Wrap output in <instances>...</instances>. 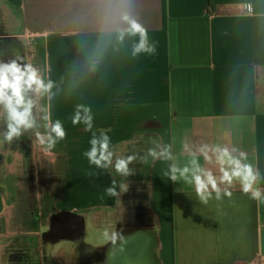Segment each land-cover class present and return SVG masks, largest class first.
<instances>
[{"label":"crops","instance_id":"obj_1","mask_svg":"<svg viewBox=\"0 0 264 264\" xmlns=\"http://www.w3.org/2000/svg\"><path fill=\"white\" fill-rule=\"evenodd\" d=\"M5 2L20 11L16 24L59 32V104L89 108L97 112L93 120L108 121L114 150L146 138L154 147L171 144L183 165L185 145H234L259 170L264 189V0ZM125 14L148 29L154 54L133 57L137 38L118 40ZM69 80L74 98L62 88ZM172 162L148 158L164 264H264V202L237 183L231 200L213 194L203 204L192 186L164 175ZM72 188L76 196L54 203L55 211L115 203L105 189L93 196Z\"/></svg>","mask_w":264,"mask_h":264},{"label":"clouds","instance_id":"obj_2","mask_svg":"<svg viewBox=\"0 0 264 264\" xmlns=\"http://www.w3.org/2000/svg\"><path fill=\"white\" fill-rule=\"evenodd\" d=\"M122 19L127 27L119 31L117 38L121 43L127 37L137 38L132 43V56L137 57L141 53L154 54L156 45L150 42L148 29L130 15L125 14ZM52 87L53 82L48 80L45 83L40 70L31 63H20L17 60L0 62V106L6 114V130L0 143L11 145L14 140L32 130L35 133V143L45 154H49L58 142L66 139L68 133L64 122L58 118L53 120L50 110L47 108L41 110L43 131L39 130L41 125L33 114L36 100L29 93H35L39 97L49 93ZM71 124L73 126L83 124L85 131L91 133L90 148L83 155L89 164L95 165L98 169L114 168L120 176L129 177L134 174L129 165L138 159L146 163L147 157L150 156L153 160L173 161L164 175L174 183L182 180L192 186L203 204H207L213 198V194L217 200L225 197L231 200L232 189L237 183L244 195L252 200L264 202V189L258 184L261 178L259 170L247 162V153L234 145L203 143L195 150L185 145L184 151L189 159L180 165L176 162L171 144L148 148L145 156H140L136 152L126 156L116 155L108 132L100 130L97 135L96 131H93V117L89 108L77 106L71 117ZM127 191L128 184L124 183L119 185L118 191L115 179L105 189L110 197H120Z\"/></svg>","mask_w":264,"mask_h":264},{"label":"rangeland","instance_id":"obj_3","mask_svg":"<svg viewBox=\"0 0 264 264\" xmlns=\"http://www.w3.org/2000/svg\"><path fill=\"white\" fill-rule=\"evenodd\" d=\"M5 3L6 6L0 3V8L4 11L6 19L9 23L8 27L20 40L23 41L30 63L40 70L45 83H47L48 80L53 82V87L49 93L39 97H37L35 93L29 94L34 100H36V107L33 109V114L36 116L38 123L41 125L39 130H44L42 127L43 121L40 119L43 115V111L41 110L47 108L50 110L53 120L58 118L64 122L68 134L66 139L58 142L55 149H53L49 154H45L38 144L33 143V147L35 146V152H41L43 160L45 159V161H47L46 164H48V172L50 176H54L60 180V182L51 183L47 187L38 185L34 194H29L27 192V181L22 180L20 177V160H17V158L12 154L14 150L8 149L0 143V158L3 160V162L0 163V195L3 197L0 199V212L1 215L3 214V218L0 220V254H2L1 251L3 243L6 242L8 236L11 235L14 230L12 222H9V217H6V214H10L11 216H13V214L16 215L18 213V209L21 210L20 213L28 214L27 212H29L26 210L28 209L27 207H10V199L15 202L18 199L25 200L27 198L29 199L34 197L36 200L42 201L47 199L49 200L51 198V201H46V203L37 202L35 210L38 213L31 210V213H37V215L41 217L40 219L36 220V218L34 220L27 218L26 220L18 223L20 227L18 231L19 238L21 240V246H23L22 243L27 241V235L32 236L30 237V240L42 237L43 231H45L48 227L46 221L48 219V215H50L49 213H53L55 208L59 209V206L55 207L54 203H58L60 200L63 201V199L67 197L71 198L76 196L75 194L72 196L71 191H68L67 188L70 187L73 189L72 186L74 185V188H77L76 192L80 187L82 190H87L90 195L94 196L98 191L106 189L113 179H115L119 184L126 183L125 177L117 174L114 168L98 169L95 165L89 164L83 153L90 148L89 140L91 138V133L85 131L83 124L76 126L71 124V117L76 111L73 109L75 107L74 105L59 104V98L61 96V78L59 69V45L61 39L59 32L38 31L31 29L28 25L24 26L22 23L16 24L15 22L19 23L16 18L20 15V11L16 10L17 8L14 5L12 6V2H9V4H7V2ZM9 9L12 10L13 15H8ZM74 81L76 82V79H74ZM85 81L86 80H84L83 83ZM70 82L71 81L69 80L68 87L65 86L62 88L67 97L74 98L75 87H72ZM96 113L97 112H93L91 110V115L94 114L96 116ZM1 122L2 114L0 112V126L2 124ZM93 125V131H96L97 135H99L100 130H105L108 132L109 136H111L108 121L93 120ZM3 132L4 130L1 128L0 135H2ZM32 134H34L35 142L34 131ZM141 140H146V138ZM125 145L127 144H119L116 147V155H122ZM149 147L153 148L154 145L152 144ZM56 160L62 162L63 164V166L60 167V170L58 164V171H55L54 166V163L58 162ZM45 168L46 167H43L42 171L49 177V175L45 173ZM89 173L93 174L89 175ZM75 177H79V180ZM78 181L80 183H78ZM147 193L150 195L149 191ZM121 196L115 197V203H112L109 206L83 207L78 209L87 217L84 236L87 243L97 245L108 238V229L104 226L103 222L99 221V219H101V216H104V219H109L111 217L109 212L115 208V205L119 202ZM64 207L65 206L62 205L60 208ZM32 209H34V207H32ZM153 209L156 212L157 208L153 206ZM14 231L16 232L17 230ZM50 248L55 249L54 246H51Z\"/></svg>","mask_w":264,"mask_h":264},{"label":"flooded vegetation","instance_id":"obj_4","mask_svg":"<svg viewBox=\"0 0 264 264\" xmlns=\"http://www.w3.org/2000/svg\"><path fill=\"white\" fill-rule=\"evenodd\" d=\"M8 26L9 23L6 19L4 11L2 8H0V62H10L12 60H17L20 63H30L23 41L20 40ZM0 112L2 114V124L0 126V129L2 128V130L5 131L6 114L3 113L2 106H0ZM32 133V130L26 132L18 140H14L11 145L2 143L6 148L13 149L14 152H12V154L17 158V160H20V177L22 178V180L27 181L26 190L29 194H34V191L36 190L38 185L47 187L51 183L60 182L58 178L50 176L48 172V164H46L47 161H45V159L43 160L41 152H35V146L33 147V143H35L34 134ZM2 135H0L1 140ZM58 164L59 170L60 167L63 166L62 162H55V171H58ZM42 166L46 167L45 173L48 174L49 177L42 171ZM125 184H128V191L122 194L119 202L116 203L115 208L109 212L111 217L109 219H104V216H101V219H99V221L103 222L104 226L108 229L109 235L107 239L98 243L97 245L108 241L113 235L116 229V225L121 222L122 219L119 216L120 207H122L126 203L133 201L134 199H137L140 193H144L143 190L138 187V182L136 181H134L133 183H129L127 181ZM46 201L51 200H36V198L34 197L29 199L27 198L25 200L18 199L14 202V207H27L28 209L26 210L29 212H27L28 214L20 213L21 210L18 209V211L16 210L18 212L16 215L13 214V216H9V222H12L14 230L17 231L15 232L13 230L11 235L8 236L6 242L3 243L1 251L2 254H0V264H59L63 257L78 252L86 244L96 245L87 243L84 239L85 234L84 236L76 240L66 238L53 240V238L55 237L54 235L49 234V231L51 217L55 212H57L54 211V213L46 221L48 227L45 231H43L42 237H38L35 240H30V237L32 236L27 235V241L22 243L23 246H21V240L19 238L18 232L20 227L18 223L26 220L27 218L34 220L36 218V220L40 219L41 217L37 215L38 212L35 210V207H37V202L46 203ZM32 207H34V209H32ZM31 210L37 213H31ZM75 212L84 216L86 229L87 217L85 216V214L79 211ZM75 224L73 223L72 227H74ZM51 246H54L55 249H51Z\"/></svg>","mask_w":264,"mask_h":264},{"label":"water","instance_id":"obj_5","mask_svg":"<svg viewBox=\"0 0 264 264\" xmlns=\"http://www.w3.org/2000/svg\"><path fill=\"white\" fill-rule=\"evenodd\" d=\"M148 200L144 192L120 207L122 220L108 241L86 244L59 264H164L159 218ZM49 234L53 240L79 239L85 234V218L75 211H57L51 217Z\"/></svg>","mask_w":264,"mask_h":264},{"label":"trees","instance_id":"obj_6","mask_svg":"<svg viewBox=\"0 0 264 264\" xmlns=\"http://www.w3.org/2000/svg\"><path fill=\"white\" fill-rule=\"evenodd\" d=\"M149 146L150 144L148 143V140H139V141L130 143L126 147L122 155L126 156V155L132 154L133 152H136L140 156H145L147 153V149L150 148ZM148 158L149 157H147L146 163H143L138 159L137 161L130 164L129 167L133 169L134 174L129 177H125V182L127 181L129 183L131 182L133 183L134 181L138 182V187L141 190H143V192H146V193L148 192L149 173H150Z\"/></svg>","mask_w":264,"mask_h":264}]
</instances>
